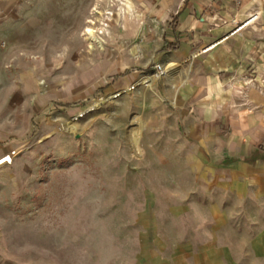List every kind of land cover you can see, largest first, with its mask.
<instances>
[{
  "label": "rangeland",
  "instance_id": "obj_1",
  "mask_svg": "<svg viewBox=\"0 0 264 264\" xmlns=\"http://www.w3.org/2000/svg\"><path fill=\"white\" fill-rule=\"evenodd\" d=\"M178 1L0 0V160L29 144L0 168V264H178L181 244L264 264V0L191 71L96 107L201 50Z\"/></svg>",
  "mask_w": 264,
  "mask_h": 264
},
{
  "label": "crops",
  "instance_id": "obj_2",
  "mask_svg": "<svg viewBox=\"0 0 264 264\" xmlns=\"http://www.w3.org/2000/svg\"><path fill=\"white\" fill-rule=\"evenodd\" d=\"M247 0H179L178 2H184L186 6L182 11L180 17L187 20L191 13L197 14L198 19L195 20L196 38L182 43L185 50L189 49L192 45L199 43L200 48L206 47L211 41L219 40L221 35L225 34L226 24L223 26L217 25L211 29H205L209 17H217L219 20H228L232 17L235 10V4H243ZM193 4V5H192ZM193 12H189V10ZM185 23V21H184ZM217 24V21L216 23ZM187 32L182 33V36L186 37ZM180 36V37H182ZM213 40H212V37ZM220 37V38H219ZM181 48V47H180ZM233 161V160H232ZM252 254L258 259L264 260V241L261 237H256L252 241ZM178 264H238L235 260L234 253H231L229 249L225 247H194L190 244H181L177 256Z\"/></svg>",
  "mask_w": 264,
  "mask_h": 264
},
{
  "label": "bare ground",
  "instance_id": "obj_3",
  "mask_svg": "<svg viewBox=\"0 0 264 264\" xmlns=\"http://www.w3.org/2000/svg\"><path fill=\"white\" fill-rule=\"evenodd\" d=\"M106 1V0H105ZM122 1V0H120ZM121 4H125L122 3ZM255 6V2L254 0L248 2V4H246L245 7H243L241 10L238 11V19L240 21L243 22V27L239 28V29H234L230 32H228L225 36H223L222 38H220L219 40H217L216 42L207 45L206 47L202 48L201 50L192 53L191 55L179 60V61H172L169 62L165 67H163L160 72L157 75H145L142 78H140L137 83L134 86H130L127 87L125 89H122L120 91L108 94L107 96L103 97L101 99V101L96 105V107L98 106H107L110 104L111 100L117 99L119 97H122L123 95H125V93L131 91L132 89H135L143 84H146L148 82H150L153 78L155 77H159V76H167L168 74H170L172 71L176 70L177 68H180L182 66H185L186 64H188L186 73L189 70V66L190 67V71L192 69V64L194 63V61L202 56L205 55L209 52H211L213 49H215L218 45L224 43L228 38L234 36L235 34H237L239 31L243 30L250 22H251V18H253L255 15H253L251 13L252 8ZM95 8L92 9V13L94 12ZM104 10L103 9H99V11L96 12V18L98 19V22H100L99 24H96L95 20H86V24L82 27V35L84 36L83 40L86 42L87 45V49L91 50L93 47L92 44V39H97V33H100L101 31L104 30ZM150 85V84H148ZM65 127L63 124H60L57 128V131H64ZM29 144H22L20 146H18L17 148L14 149V151L10 154H8L6 157H4L3 159L0 160V168L11 164L13 162V160L20 155L21 153H23L24 151L27 150Z\"/></svg>",
  "mask_w": 264,
  "mask_h": 264
},
{
  "label": "trees",
  "instance_id": "obj_4",
  "mask_svg": "<svg viewBox=\"0 0 264 264\" xmlns=\"http://www.w3.org/2000/svg\"><path fill=\"white\" fill-rule=\"evenodd\" d=\"M175 48H177V47H174L173 49H175ZM225 160H226V161H227V160H230V161H231V160H233V159H225ZM245 161H250V159H249V158H245Z\"/></svg>",
  "mask_w": 264,
  "mask_h": 264
}]
</instances>
